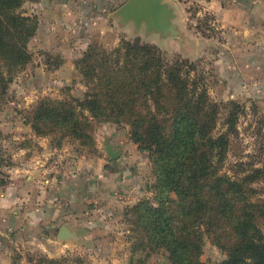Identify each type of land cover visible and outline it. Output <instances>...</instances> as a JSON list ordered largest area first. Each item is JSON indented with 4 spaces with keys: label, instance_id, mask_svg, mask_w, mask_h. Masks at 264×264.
I'll use <instances>...</instances> for the list:
<instances>
[{
    "label": "trees",
    "instance_id": "obj_1",
    "mask_svg": "<svg viewBox=\"0 0 264 264\" xmlns=\"http://www.w3.org/2000/svg\"><path fill=\"white\" fill-rule=\"evenodd\" d=\"M27 1L38 0H0V109L15 74L32 59L29 43L38 24L21 12ZM77 68L84 94L42 99L28 120L35 136L57 140L58 147L65 139L91 145L98 123L130 125L156 175L153 200L127 212L139 232L134 247L166 251L172 264H212L201 260L207 235L227 255L218 264H264V188H258L264 183V114L258 107L252 106L247 127L254 139L248 150L239 127L247 107L214 102L205 73L188 58L169 60L140 38L122 39L108 49L90 46ZM2 135L0 128V188L9 185L4 168L12 162L2 151Z\"/></svg>",
    "mask_w": 264,
    "mask_h": 264
},
{
    "label": "rangeland",
    "instance_id": "obj_2",
    "mask_svg": "<svg viewBox=\"0 0 264 264\" xmlns=\"http://www.w3.org/2000/svg\"><path fill=\"white\" fill-rule=\"evenodd\" d=\"M127 1L98 0L93 4L100 6L101 9L105 8L100 12L96 9L95 12H89L87 7L81 4L72 5L73 8L69 5L67 11L72 8L73 14L67 16L68 18L62 16L65 14L62 11H55L60 15L55 14L53 18L49 16V13L45 12L46 9L41 8V0L27 1L24 4L21 12L35 18L38 28L29 43L31 62L15 74L13 82L9 84L5 104L0 109V128L3 134L1 147L5 155L11 158L18 152L19 147L40 151L28 130L31 127L29 115L42 99L66 100L84 94L87 89L82 82L77 61L90 46L108 49L116 47L122 39L138 38L143 43L159 47L169 60L183 57L196 62L199 71L205 73L209 94L214 102L220 104L235 101L245 105L248 116L241 119L239 127L244 146L251 150L254 139L252 129L248 130L247 127L254 118L252 106H257L259 112L264 114V17L259 18L254 15L255 10L248 9L243 19L245 23L237 32L222 28L218 17L204 11L199 0H187L186 13L179 11L183 17L181 19L184 30L165 35L168 37L165 40L162 36L147 37L144 29H137L132 23L124 24L120 18L114 16ZM82 13H85V16L78 17ZM103 26L110 30V39L117 37L115 45L107 46L101 40ZM98 34L101 36L99 37ZM88 38L92 41L89 45ZM58 61H63V64L69 61L73 70L68 68L64 74H61L59 71L63 64L55 69ZM221 129L220 124L218 130ZM47 138L54 149L64 151V158H60V154L51 156L53 158L51 164H55L56 168L62 169L66 163H72V159L70 161L67 156L65 158V155H71L78 164L81 163L79 165L84 164V166L92 165L91 162L98 163L100 157L101 163L107 161V169H112L111 163L115 161L108 157L105 141L114 145V149L122 150L125 144H129V140L136 146L139 161L141 158L144 161L136 171L139 182L142 183L141 187L136 188L135 183L128 186L136 192L140 190L136 194L137 198L130 196L129 202L120 204V207L114 202L112 206L114 210L108 216H100L101 212H97L94 215L95 219L90 221L91 224L82 223L76 229L79 242L71 246L70 249L73 251L66 252L61 257L63 259L59 260V264H172L166 251L149 253L148 250L143 251L142 248L134 247L139 232L135 228V217L131 214L127 215V212L143 199L153 200L156 195L154 189L156 175L148 154L139 150L132 140L130 125L111 122L95 124L94 144L86 146L65 139L62 146L58 147L57 140ZM233 160L231 156L227 165ZM136 165L132 163L127 167L134 169ZM13 166L14 163L11 162V166L4 169L10 176L9 185L15 186L19 178ZM8 170L11 173H8ZM52 174L54 175L55 172ZM260 187L264 188V183L258 186ZM25 188L41 191L45 190V185L39 183L38 186H32L27 183ZM58 227L54 231L55 238ZM40 228L36 233L47 234V227L42 225ZM30 234H35V231ZM21 239H24V236L19 235V239L11 244L15 249L11 257L12 264H43L41 259L46 257L45 253L40 247L31 243L26 244L25 260L22 259L23 256L16 250L18 245L22 249ZM226 258V253L206 235L201 260L205 263L218 264Z\"/></svg>",
    "mask_w": 264,
    "mask_h": 264
},
{
    "label": "crops",
    "instance_id": "obj_3",
    "mask_svg": "<svg viewBox=\"0 0 264 264\" xmlns=\"http://www.w3.org/2000/svg\"><path fill=\"white\" fill-rule=\"evenodd\" d=\"M41 1V8L46 9L45 12H48L52 18L55 17V14L60 15L55 11H62L65 13L62 16L68 18L67 16L73 14L72 5L76 4L86 6L89 12H95L94 9L99 12L105 10V8L101 9L100 6L93 4L98 0ZM164 1L175 13L174 24L178 30L183 31L184 24L181 19L183 17L179 11L186 13L187 0ZM199 3L203 6L204 11L218 17L222 28L237 32L245 23L243 19L246 17L248 9L249 11L255 10V16L264 17V0H199ZM69 5L72 8L67 11L70 8ZM80 16H85V13L78 15V17ZM109 31L108 27L103 26L101 27L102 36L100 34L98 36H101L105 45H115L118 39L117 37L110 39ZM90 39L87 40L88 45L92 42ZM68 68L73 70V66L69 61H66L59 72L64 74ZM28 130L40 151L19 147L18 152L11 157L19 180L15 186L8 185L0 189V264H12L11 257L15 249L11 244L19 239V235L24 236V239H21L23 245L22 249L18 245L16 250L23 256V260H25L26 252L24 249L28 243L40 247L45 256L50 259L61 258L66 252L73 251L70 248L74 244V242L58 239L59 230L63 225L68 224L70 230L74 231L84 222L91 224L90 221L95 219L94 215L97 212H101L100 216H108L114 210L112 207L114 202H117L120 207V204L129 202L130 196L137 198L136 194L140 190L139 192L131 190L129 188L131 184L135 183L136 188H140L142 184L141 181L139 182L136 171H138L139 165L144 164V161L143 158L139 161L136 146L129 140V144L122 147L120 158L111 163L112 169H107V161L101 163L100 157L98 163L91 162L92 165L84 166V164L79 165L81 163L78 164L71 155H65V158L67 156L70 161L72 159V163H66V166L61 169V167L56 168L55 164H51L53 159L51 156L60 154L59 157L64 158L63 149L60 151L54 149L48 138L34 136L32 127ZM132 163L137 165L134 166V169H129L127 165L131 166ZM7 172L11 173L10 170ZM49 172L50 175H48ZM53 172H55L54 175ZM27 183L32 186H38L40 183L45 185V190L26 189ZM42 225L47 227V234L36 233L39 232ZM57 227L59 229L55 238L54 231ZM31 230L35 231V234H30Z\"/></svg>",
    "mask_w": 264,
    "mask_h": 264
},
{
    "label": "water",
    "instance_id": "obj_4",
    "mask_svg": "<svg viewBox=\"0 0 264 264\" xmlns=\"http://www.w3.org/2000/svg\"><path fill=\"white\" fill-rule=\"evenodd\" d=\"M114 16L120 18L124 24L132 23L135 28L144 29L147 37L162 36L166 40L168 37L165 35L179 33L174 24L175 13L164 0H128ZM104 146L112 161L120 158L121 149H114L108 141L104 142ZM58 239L71 243L79 242L77 231L70 230L68 224L60 228Z\"/></svg>",
    "mask_w": 264,
    "mask_h": 264
}]
</instances>
